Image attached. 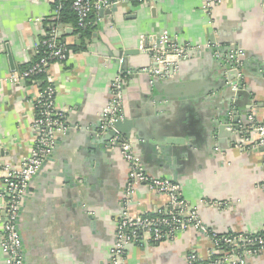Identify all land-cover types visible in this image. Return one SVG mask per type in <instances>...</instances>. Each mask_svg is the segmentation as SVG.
<instances>
[{
    "label": "crops",
    "instance_id": "1",
    "mask_svg": "<svg viewBox=\"0 0 264 264\" xmlns=\"http://www.w3.org/2000/svg\"><path fill=\"white\" fill-rule=\"evenodd\" d=\"M54 3L0 0V164L16 169L37 142L34 104L45 83L22 80L21 75L38 57L36 44L49 31ZM93 23L97 31L86 49H70L67 62L52 64L47 73L56 89L55 108L65 115L68 130L57 136L53 154L26 196L19 227L24 264L109 260L123 213L128 166L119 146L111 143L93 153L89 137L99 127L118 74L125 80L126 118L139 124L141 134L163 138L172 133L186 140V146L164 157L138 143L135 150L147 173L178 184L209 233L224 237L263 232L264 149L251 147L258 138L251 130L245 129L246 141L242 136L243 144L236 146L230 139L219 143L214 133L234 96L232 112L243 120L254 115L264 121V0H223L211 16L203 0H146L124 4L112 15L98 13ZM62 29L65 45L79 47L75 28ZM164 32L199 51L182 64L178 77L153 88L146 69L154 62L141 51V43L143 37ZM232 50L244 54L243 81L236 94L224 84L227 64L219 58ZM120 52L133 54L120 58ZM4 204L0 198V238ZM167 204L168 196L138 185L128 210L139 217ZM212 249L208 233L190 228L173 242L130 246L125 264H186L189 253L205 259ZM5 260L0 247V264ZM249 263L264 264V251Z\"/></svg>",
    "mask_w": 264,
    "mask_h": 264
},
{
    "label": "built area",
    "instance_id": "2",
    "mask_svg": "<svg viewBox=\"0 0 264 264\" xmlns=\"http://www.w3.org/2000/svg\"><path fill=\"white\" fill-rule=\"evenodd\" d=\"M133 1L76 0L73 10L77 15L78 28L85 29L93 13L98 14L101 10L119 8L124 4L133 3ZM139 1L146 2V0ZM222 2L223 0H203L204 11L211 16ZM59 14L60 8L54 9L51 21L57 19ZM62 37V27H50L45 37L36 44L38 60L21 75L22 80L27 81L37 80L36 78L44 76L41 80L45 82V85L34 104L36 114L33 128L36 130L38 138L31 155L25 159L20 169L9 164H0V183L2 184L0 198L5 202V223L3 235L0 238V247L6 256L4 264H24L25 262L23 240L19 227L26 196L33 179L53 154L57 136L65 134L68 130L65 115L55 108L56 89L52 80L47 77L52 64L65 63L69 58L70 52ZM141 51L149 55L154 62L151 67L146 69V73L151 79L170 81L179 76L182 64L195 53L197 55L199 50L191 48L187 44H179L175 38L164 32L156 36L143 37ZM243 57L244 54L239 50H232L225 56L220 53L219 56L220 59L225 60L230 73L234 76V79L228 84L235 94L243 81ZM13 80L18 81L15 77ZM125 118V80L122 75L118 74L112 85V98L100 118L99 133L103 135L112 130L116 122L123 121ZM241 129L244 133H246V129L257 135V141L252 142L253 149H264V121H258L254 115H250L246 123L241 125ZM119 137L116 138V143L128 166V178L121 202L123 213L118 219L114 245L110 250L109 260L106 264H125L126 253L130 246L142 247L149 242L156 244L173 242L181 233L190 228L205 234L208 233L213 240V249L205 259L198 254L189 253L186 256V264H250L249 258L264 251V236L247 238L244 234H236L237 236L234 237L217 239V235L209 233L202 226L197 214L188 206L180 186L171 179L150 176L135 150L134 141L120 140ZM243 138L246 141L247 134ZM138 185H146L156 193L168 196V204L152 215L132 217L128 208L134 189ZM255 235H259V233L249 236ZM247 247L250 248L247 249ZM253 247L256 248L253 249Z\"/></svg>",
    "mask_w": 264,
    "mask_h": 264
},
{
    "label": "water",
    "instance_id": "3",
    "mask_svg": "<svg viewBox=\"0 0 264 264\" xmlns=\"http://www.w3.org/2000/svg\"><path fill=\"white\" fill-rule=\"evenodd\" d=\"M117 9L118 8H113L112 10L106 11L101 10L99 14L102 17H104L105 15H112L117 11ZM131 54H133V52H120L119 57H127ZM224 72L225 73H223V75L227 76L224 81V84L226 83L227 88H229L230 84L228 83H230L234 79V76L230 73L229 67L226 65H224ZM151 80V82L153 83V88H157L159 85H163L170 82L161 81L157 78ZM230 102L232 104L233 99ZM231 104H229L228 110L217 120L215 124L216 128L214 137L219 141V143H223L224 140L230 139L232 142L231 144L233 146H236L237 144H243L241 143V137L245 136V133L242 132L241 125L242 121H247V118L243 120L237 115L236 111L232 112L233 104ZM90 133L91 134L89 138L93 143V153L97 152L98 150H106L108 147L111 146V143H113L114 146H119L116 143V138L119 136L125 138V140L134 141L135 146H137L138 143H141L146 147H150V150L153 151L154 155H161V157L168 155V153L171 151H175L174 149L177 146H186V140L184 136L179 137L178 134L173 135L172 133H168V136L163 138H161L160 136H157L156 138H150V136L143 135L141 133L144 132L140 130L139 124H135L134 121L129 120L128 118H125L123 121L116 122L114 128L103 135L99 133V127L93 128ZM144 152L146 153V151ZM176 176L177 174H175V177Z\"/></svg>",
    "mask_w": 264,
    "mask_h": 264
},
{
    "label": "trees",
    "instance_id": "4",
    "mask_svg": "<svg viewBox=\"0 0 264 264\" xmlns=\"http://www.w3.org/2000/svg\"><path fill=\"white\" fill-rule=\"evenodd\" d=\"M76 0H56L54 3L53 8L57 9L60 8V14L58 16L57 19L53 20L50 22V26H58V27H73L75 28V32L77 35L80 36L81 38V43L79 47H67L68 50H75V51H82L86 49V45L93 39L94 34L97 31V28L95 27V24L93 23L94 20V16H96L97 14H92L91 17L89 18V24L85 29H79L78 28V19H77V15L75 13V11L73 10V4ZM139 3H143L139 0H134L133 4H139ZM63 40V38H62ZM38 60V57L36 59V61ZM29 67V66H28ZM26 67L25 69H23L24 71L27 70ZM42 78H44V76L38 77L36 78L37 80H41ZM45 84L42 85V87ZM237 236L236 234H229L227 236H217V239H222V238H227V237H234ZM247 238H257V237H263L264 236V232L259 233V235H255V236H249V235H244ZM250 247H247V249ZM256 247H253V249Z\"/></svg>",
    "mask_w": 264,
    "mask_h": 264
}]
</instances>
